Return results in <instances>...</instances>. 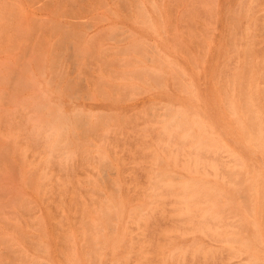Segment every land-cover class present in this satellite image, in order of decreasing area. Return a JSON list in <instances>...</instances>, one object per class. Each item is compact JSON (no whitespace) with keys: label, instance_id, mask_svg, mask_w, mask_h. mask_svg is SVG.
Instances as JSON below:
<instances>
[{"label":"rangeland","instance_id":"1","mask_svg":"<svg viewBox=\"0 0 264 264\" xmlns=\"http://www.w3.org/2000/svg\"><path fill=\"white\" fill-rule=\"evenodd\" d=\"M0 264H264V0H0Z\"/></svg>","mask_w":264,"mask_h":264}]
</instances>
